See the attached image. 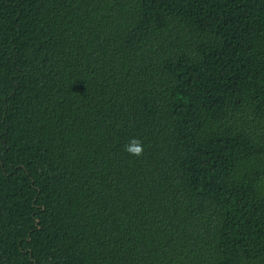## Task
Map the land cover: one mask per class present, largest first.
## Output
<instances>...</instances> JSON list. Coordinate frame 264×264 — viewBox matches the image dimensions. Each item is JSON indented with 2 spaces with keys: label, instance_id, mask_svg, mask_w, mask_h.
Here are the masks:
<instances>
[{
  "label": "trees",
  "instance_id": "16d2710c",
  "mask_svg": "<svg viewBox=\"0 0 264 264\" xmlns=\"http://www.w3.org/2000/svg\"><path fill=\"white\" fill-rule=\"evenodd\" d=\"M0 264H264V0H0Z\"/></svg>",
  "mask_w": 264,
  "mask_h": 264
},
{
  "label": "clouds",
  "instance_id": "9594fccd",
  "mask_svg": "<svg viewBox=\"0 0 264 264\" xmlns=\"http://www.w3.org/2000/svg\"><path fill=\"white\" fill-rule=\"evenodd\" d=\"M125 151L130 155L141 156L143 155V145L138 139H133L130 144L125 145Z\"/></svg>",
  "mask_w": 264,
  "mask_h": 264
}]
</instances>
